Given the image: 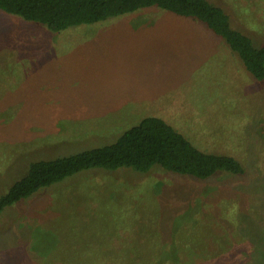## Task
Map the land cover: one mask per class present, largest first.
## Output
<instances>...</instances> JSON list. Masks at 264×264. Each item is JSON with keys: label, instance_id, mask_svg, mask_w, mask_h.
I'll return each mask as SVG.
<instances>
[{"label": "rangeland", "instance_id": "obj_1", "mask_svg": "<svg viewBox=\"0 0 264 264\" xmlns=\"http://www.w3.org/2000/svg\"><path fill=\"white\" fill-rule=\"evenodd\" d=\"M264 37V0H211ZM159 116L243 176L81 172L4 209L0 264H264V79L157 7L59 32L0 11V193L30 162Z\"/></svg>", "mask_w": 264, "mask_h": 264}, {"label": "trees", "instance_id": "obj_2", "mask_svg": "<svg viewBox=\"0 0 264 264\" xmlns=\"http://www.w3.org/2000/svg\"><path fill=\"white\" fill-rule=\"evenodd\" d=\"M150 7L203 24L255 79H264V37L257 39L234 26L226 9L211 0H0V11L51 32ZM122 168L139 173L159 168L200 181L246 173L235 156L204 150L163 118L151 115L126 128L111 143L30 162L25 173L0 193V216L5 208L78 173Z\"/></svg>", "mask_w": 264, "mask_h": 264}]
</instances>
